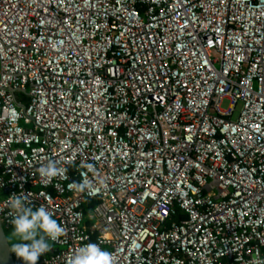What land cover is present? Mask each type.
<instances>
[{"label": "built area", "instance_id": "obj_1", "mask_svg": "<svg viewBox=\"0 0 264 264\" xmlns=\"http://www.w3.org/2000/svg\"><path fill=\"white\" fill-rule=\"evenodd\" d=\"M14 195L64 230L37 264H264V0H0Z\"/></svg>", "mask_w": 264, "mask_h": 264}, {"label": "clouds", "instance_id": "obj_2", "mask_svg": "<svg viewBox=\"0 0 264 264\" xmlns=\"http://www.w3.org/2000/svg\"><path fill=\"white\" fill-rule=\"evenodd\" d=\"M42 179L50 180L66 172L57 166V162L49 160L37 170ZM72 187V185H70ZM83 191L88 187L87 182L77 186ZM13 215V236L21 243L13 245V251L24 259L26 264H37L41 255L50 250L44 237L57 240L63 234V229L51 220L47 210L41 206L33 212L27 204V196H16L9 201ZM31 217V219H29ZM42 230V234L38 232ZM39 236V239H37ZM31 241V243H26ZM70 264H113L112 254L105 252L98 245L90 243L78 249L72 257Z\"/></svg>", "mask_w": 264, "mask_h": 264}, {"label": "water", "instance_id": "obj_3", "mask_svg": "<svg viewBox=\"0 0 264 264\" xmlns=\"http://www.w3.org/2000/svg\"><path fill=\"white\" fill-rule=\"evenodd\" d=\"M0 264H15L7 232L0 221Z\"/></svg>", "mask_w": 264, "mask_h": 264}, {"label": "trees", "instance_id": "obj_4", "mask_svg": "<svg viewBox=\"0 0 264 264\" xmlns=\"http://www.w3.org/2000/svg\"><path fill=\"white\" fill-rule=\"evenodd\" d=\"M92 203H93L92 200H87V202H85V205H84V209H85V211L88 210L89 206H90ZM182 217H184L182 214H178V215L175 216L174 218L177 220V219H180V218H182ZM12 227H13V226L4 227V229L6 230L7 234H8L9 230H10ZM7 239H8V235H7ZM8 241H9V239H8ZM9 243H10L12 249H13V245H15V243H14V242H10V241H9Z\"/></svg>", "mask_w": 264, "mask_h": 264}, {"label": "crops", "instance_id": "obj_5", "mask_svg": "<svg viewBox=\"0 0 264 264\" xmlns=\"http://www.w3.org/2000/svg\"><path fill=\"white\" fill-rule=\"evenodd\" d=\"M29 219H31V217H29ZM52 221H54L55 222V220H53V219H51ZM13 227L9 230V232L12 234L13 233ZM38 232H40L41 234H42V230L40 229V230H38ZM12 240H13V242L15 243V244H19V243H21V241H19L15 236H13V234H12ZM37 239H39V236H37ZM44 239H45V242H47L48 244H49V246H50V248H51V246H52V244H51V242L47 239V236H45L44 237ZM26 243H31V241H28V242H26Z\"/></svg>", "mask_w": 264, "mask_h": 264}, {"label": "rangeland", "instance_id": "obj_6", "mask_svg": "<svg viewBox=\"0 0 264 264\" xmlns=\"http://www.w3.org/2000/svg\"><path fill=\"white\" fill-rule=\"evenodd\" d=\"M227 105H228V100L227 99H222L221 100V102H220V106H221V108H226L227 107ZM240 109V102H238L237 104H236V106H235V110L236 111H238ZM235 114H236V112H235ZM38 230H40V229H38ZM8 239H9V241L10 242H13V240H12V234L10 233V232H8Z\"/></svg>", "mask_w": 264, "mask_h": 264}]
</instances>
